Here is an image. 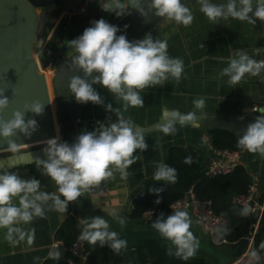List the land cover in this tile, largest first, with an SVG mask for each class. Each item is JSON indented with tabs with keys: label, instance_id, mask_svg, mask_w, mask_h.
Returning a JSON list of instances; mask_svg holds the SVG:
<instances>
[{
	"label": "crops",
	"instance_id": "1",
	"mask_svg": "<svg viewBox=\"0 0 264 264\" xmlns=\"http://www.w3.org/2000/svg\"><path fill=\"white\" fill-rule=\"evenodd\" d=\"M65 1L60 0L50 7L36 10L39 16L44 12L52 11V28L49 29L45 41L34 44L35 53L40 50V59L51 51L59 52L60 55L72 53L73 49L69 47V41L82 34L83 30L90 26L91 21L104 18L111 23L113 19L110 13L100 8L103 0H95L84 12L77 14L71 20L61 22V6ZM211 2L226 6L229 0H211ZM237 6L239 7V4ZM186 7L194 17L190 25L184 26L169 20L163 22L160 29L151 34L153 40L167 43L170 57L180 58L183 61L184 71L180 79L169 76L162 86L139 90L144 99V107L126 106L125 102L116 98L101 85H93L100 93L104 104L96 105L91 102L84 104L76 121V134L70 138L61 136L59 142L72 143L79 133L98 127L97 121L116 122L118 116L115 110L135 126L153 124L162 115L165 105L174 109L179 104L183 108V105L188 103L187 108L199 112L242 115H252L255 112L253 107L256 105L259 111H264V69L256 75L245 73L241 81L235 85L228 82L227 76L221 75L222 70L228 66L229 60L236 58L240 53H245L256 61L264 60V21L257 19L255 23H250L230 16H222L211 21L200 11L199 0L193 1ZM51 83L52 78H49L50 92H52ZM199 98L205 101L203 109H197L194 105V101ZM177 99L182 100V103L175 102L178 101ZM107 104H112L114 111H106ZM55 113L57 117V112ZM175 128L176 131L170 134H165L161 130L143 133L148 149L134 152L135 162L123 173L115 166H110L113 175L98 185L91 186L77 201L69 202L67 212L55 210L52 206L53 201L49 200L44 204L42 217L34 216L27 223L21 221L8 227H0V264H43L57 251L63 259L71 264H77L71 253L61 246V241L55 238L63 222L75 213L79 215L83 226L85 219L90 221L95 216L103 217L110 225L109 231L116 232L120 239L126 240V246L144 238H163L159 232L147 228L152 226L159 216L151 219L129 218L134 209L136 196L133 199L131 197L137 191H145L147 182L156 181L153 178L156 167L159 163H164L172 146H192L199 150L204 156L206 167L216 152L207 129L187 125H177ZM43 145H47V142ZM240 155L242 164L247 167L251 175L252 184L256 186L257 197L264 200V155L259 152H249L244 148L240 150ZM9 172H15L25 180L35 178L40 182L39 191L60 195L56 183L43 173L42 166H37L35 161ZM19 200V196L13 197L12 203L19 206ZM113 212L116 216L112 215ZM186 213L190 219L189 230L193 237L207 241L201 225L190 212ZM117 217L124 218L126 223L121 226ZM9 228L19 231H12L9 238ZM251 249L250 241L247 251L238 260L234 259L237 248L228 244L219 246V250L229 260L227 264H245L243 263L245 258L251 259L246 264H253L261 258V255L252 252ZM211 260V263H216L215 260Z\"/></svg>",
	"mask_w": 264,
	"mask_h": 264
},
{
	"label": "clouds",
	"instance_id": "2",
	"mask_svg": "<svg viewBox=\"0 0 264 264\" xmlns=\"http://www.w3.org/2000/svg\"><path fill=\"white\" fill-rule=\"evenodd\" d=\"M200 11L211 21L222 16H230L241 21L255 23L264 21V0H229L227 5H219L211 0H199ZM147 4V8L144 5ZM239 4V7L237 6ZM100 8L117 17L130 14V9L138 11L141 16L153 13L157 17H167L177 24L188 26L194 17L190 9L181 0H103ZM127 27V26H125ZM118 25L104 18L93 20L82 34L69 41L73 49L72 64L81 69L84 77L70 78L69 90L75 101L80 104L91 102L103 105L104 100L93 85H101L116 98L125 102L126 106L144 107L143 96L139 90L163 85L168 77L180 79L184 71L183 61L172 58L167 52L165 41L153 40L150 34L135 41H129L125 34H119ZM264 69V61H256L245 53H240L228 62L221 75L229 78L230 84H237L245 73L256 75ZM91 78L86 79V78ZM8 101L0 98V109L6 108ZM197 109H203L205 101L199 98L194 101ZM106 111H114L112 104L105 106ZM25 111L39 114L43 105L39 100L25 105ZM117 112L116 122L104 123L97 121L98 127L91 131L79 133L72 143L59 142L52 138L47 141L44 149L47 159H36L37 166H42L43 173L48 175L58 186L60 195L39 191V180H25L15 172H9L0 166V227H8L18 222H30L34 216L44 215V204L53 201V207L60 212H67L69 202L77 201L93 185L113 175L110 166H115L122 173L130 167L137 150L146 151V143L142 129L136 127L130 120ZM253 111H255L253 109ZM163 123L158 127L165 134L174 133L175 125L181 126L196 122L195 113L183 114L178 110L164 109L161 117ZM36 121L25 122L24 113L16 111L12 118L0 121V138L7 139V151L16 154L20 151L15 141L8 139L19 129L25 135H30L29 128H35ZM237 145L249 152H259L264 155V115H259L247 125L240 135ZM185 163H191V157L185 158ZM153 178L156 181L175 183L176 169L159 163ZM157 194L154 203L159 204V193L162 188H150ZM19 196V206L12 203V198ZM63 197V199H61ZM116 216V213H112ZM121 226L126 221L117 217ZM85 227L81 239L101 246L108 245L114 252L126 247L127 241L120 239L114 231H109V223L103 217L95 216L83 221ZM152 227L160 235L176 246V255L188 259L195 254L196 241L190 232V219L186 212L174 210L166 218L161 213L153 222ZM12 231L9 228V238ZM264 246V245H262ZM60 258L57 251L52 257Z\"/></svg>",
	"mask_w": 264,
	"mask_h": 264
},
{
	"label": "water",
	"instance_id": "3",
	"mask_svg": "<svg viewBox=\"0 0 264 264\" xmlns=\"http://www.w3.org/2000/svg\"><path fill=\"white\" fill-rule=\"evenodd\" d=\"M60 0H0V98H6L7 107L0 109V121H7L12 118L16 111L24 113V120H35L36 127L29 128L30 135H25L19 129L16 134L8 139L16 142L18 148L30 144L47 142L56 138V130L53 123V115L48 95L47 84L43 74L40 72L39 64L34 57V44L45 41L49 29L52 28V11L44 12L39 16L36 12L38 8H47ZM195 0H181L184 6L190 5ZM124 3L125 0H120ZM147 8V4L144 5ZM113 19L111 23L120 28L119 34H125L129 41L144 38L146 34L158 31L163 22L171 19L167 17H157L149 13L144 17L130 9V14L117 17L110 13ZM127 26V27H125ZM70 54L60 55L59 52L51 51L43 56L40 63L44 70H50L53 75V88L56 99L57 117L60 124V134L65 138L73 137L76 134V121L80 115V109L84 104L77 103L73 94L69 90L70 78L75 76L84 77L81 69L72 64ZM264 61V60H263ZM86 79H91L86 78ZM39 100L43 105V111L39 114L25 111V105ZM178 100V99H177ZM178 100L175 102H181ZM187 102V101H186ZM181 104L177 105L178 107ZM165 109L178 110L183 114L195 113L196 122H189L185 125L201 129H221L237 135H241L247 125L255 120L259 115H264V111L254 112L252 115L208 113L199 112L187 108L186 105ZM162 115L153 124L136 127L142 129L143 133L160 130L158 127L163 123ZM180 125L177 123L175 126ZM7 139L0 138V153L7 151ZM47 145L35 149L19 152L12 155L0 154V166L6 171H11L36 159L46 158L44 149ZM139 191L131 198L133 199ZM131 199V200H132ZM148 230L156 231L152 226ZM196 248L218 258L224 257L221 252L213 249L205 242L195 238ZM64 251V250H63ZM64 254V252H62ZM118 253L115 252L112 264H115Z\"/></svg>",
	"mask_w": 264,
	"mask_h": 264
},
{
	"label": "trees",
	"instance_id": "4",
	"mask_svg": "<svg viewBox=\"0 0 264 264\" xmlns=\"http://www.w3.org/2000/svg\"><path fill=\"white\" fill-rule=\"evenodd\" d=\"M211 143L216 150H241L237 145L240 135L221 130L208 129ZM191 157V163H185V158ZM164 164L176 169L175 183L167 181H149L145 185V194L136 197L134 209L129 218H144L145 210L150 206H159L167 210L170 203L182 197L189 189L194 188L197 196L202 200H212L216 214L226 220V225L219 231L217 237L220 241L237 248L234 259L241 257L248 249L254 218L245 214L235 202L237 194L247 193L252 184L251 175L244 164H240L233 173L209 178L205 176V159L202 153L192 146H172ZM264 174V166H263ZM150 188H162L158 195L159 204L154 203L157 194L150 192ZM263 201V198L260 199ZM85 226L81 224L77 213L70 215L57 230L55 238L66 246H71L81 235ZM200 240V239H199ZM202 241V240H201ZM89 252L88 264H112L115 252L107 244L101 246L99 241L91 244L86 241ZM215 250L219 246L213 244L210 238L203 241ZM264 211L259 227L255 233L251 251L261 255L253 264H264ZM199 252V253H198ZM176 246L170 240L160 237L140 239L135 244L123 247L116 258L115 264H221L220 260L196 248V252L188 259L176 254ZM216 263H211L210 260ZM43 264H71L60 257L48 258Z\"/></svg>",
	"mask_w": 264,
	"mask_h": 264
},
{
	"label": "built area",
	"instance_id": "5",
	"mask_svg": "<svg viewBox=\"0 0 264 264\" xmlns=\"http://www.w3.org/2000/svg\"><path fill=\"white\" fill-rule=\"evenodd\" d=\"M94 1L95 0H66L61 6L60 21L71 20L77 14L84 12ZM39 54L40 50L36 53V60L39 66L42 67ZM253 109L255 112L259 111V107L256 105ZM57 124L60 129L58 119ZM60 139L61 136L58 141H60ZM240 164H242L240 150H216L214 156L207 164L205 176L213 178L233 173ZM256 191V186L251 184L247 193L237 194L235 196V202L242 208L243 212L254 218L252 232L249 238L251 245L253 244L254 236L264 211V200L260 201ZM144 194L145 191H141L136 197L143 196ZM174 210L190 212L213 244L217 246L227 244L226 240L220 241L217 237L219 231L226 225V220L222 216L216 214L212 200L200 199L194 188L189 189L182 197L170 203L166 211L159 206L148 207L144 212V218L151 219L160 216L161 213L167 217L173 214ZM80 237L81 235L71 246H66L63 242L60 244L77 260V264H88L89 252L87 251L85 240Z\"/></svg>",
	"mask_w": 264,
	"mask_h": 264
},
{
	"label": "bare ground",
	"instance_id": "6",
	"mask_svg": "<svg viewBox=\"0 0 264 264\" xmlns=\"http://www.w3.org/2000/svg\"><path fill=\"white\" fill-rule=\"evenodd\" d=\"M39 69L40 71L42 72L43 76H44V80L47 84V88H48V95H49V100H50V105H51V112H52V115H53V123H54V127H55V132H56V139L59 140L61 134H60V129L58 127V124H57V117H56V113H55V106H54V100H53V93L50 92V87H49V78H52V75L50 72H47L45 70L42 69L41 66H39ZM45 72H43V71ZM51 91H52V84H51ZM51 93H52V97H51ZM45 142H41V143H36V144H30V146H36L38 144H44ZM26 147H29L28 145ZM249 261H251V259L249 258H245L243 260V263H248Z\"/></svg>",
	"mask_w": 264,
	"mask_h": 264
},
{
	"label": "rangeland",
	"instance_id": "7",
	"mask_svg": "<svg viewBox=\"0 0 264 264\" xmlns=\"http://www.w3.org/2000/svg\"><path fill=\"white\" fill-rule=\"evenodd\" d=\"M64 1V0H63ZM35 51L36 50H34V53H35ZM35 55H36V53H35ZM36 57V56H35ZM43 70H44V68H42ZM41 72V71H40ZM48 72H50L51 73V75H52V93H53V100H54V106H55V111L57 112V107H56V99H55V93H54V88H53V75H54V73L52 72V71H50V70H48ZM42 73V72H41ZM52 93H51V97H52ZM57 119H58V117H57ZM43 144H38V145H36V146H29V147H24V148H19L20 149V151L19 152H23V151H27V150H31V149H34V148H37V147H39V146H42ZM18 152V153H19ZM0 154H4V155H12L13 153H10V152H4V153H0ZM195 252H196V250H195ZM199 253V252H198ZM223 256L224 257H222L221 258V261H222V263L223 264H227V263H229V260H228V258L223 254ZM240 259V258H239ZM238 259V260H239ZM237 260V261H238ZM212 261V260H211Z\"/></svg>",
	"mask_w": 264,
	"mask_h": 264
}]
</instances>
